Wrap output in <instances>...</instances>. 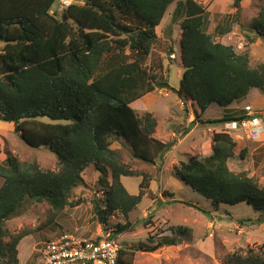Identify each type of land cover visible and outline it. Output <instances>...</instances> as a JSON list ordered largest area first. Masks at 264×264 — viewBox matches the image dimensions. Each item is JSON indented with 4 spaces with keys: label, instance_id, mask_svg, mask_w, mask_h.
Masks as SVG:
<instances>
[{
    "label": "trees",
    "instance_id": "16d2710c",
    "mask_svg": "<svg viewBox=\"0 0 264 264\" xmlns=\"http://www.w3.org/2000/svg\"><path fill=\"white\" fill-rule=\"evenodd\" d=\"M56 1L0 0V121L12 124L30 148L51 153L57 167L44 170L34 161L10 155L0 165V264H18L17 246L32 234L26 229L11 234L6 221L26 200L46 202L55 212L78 207L82 200L75 189L90 166L101 174L102 198H93L91 209L103 233L116 238L132 231L129 213L143 198L155 200L151 178L132 170L111 145L122 144L134 159L149 165L173 147L153 138L155 119L149 113L139 118L131 108L134 102L169 90L195 117L191 125L218 126L241 120L244 111L202 120L211 104L226 111L253 89L264 94V65L253 67L248 53L215 41L213 33H207L205 7L193 0L178 2L172 13V24L182 21L183 72L177 89L164 78L161 59L147 63L159 43L155 28L176 0H82L65 7L59 18L51 12ZM251 30L264 37V2L251 20ZM173 53L169 46L165 54ZM211 142L209 156L179 162L173 177L204 196L214 210L221 204L245 203L263 215L258 220L263 223L264 186L227 166L237 143L224 132L213 133ZM247 150V144L242 146L239 158L244 160ZM122 177L140 178L137 195L127 193ZM114 213L125 224L111 227ZM189 232L171 227L169 235L155 243L156 238L149 237L147 244L120 248L116 264H132L136 252L178 246L190 238ZM229 262L264 264V245L257 251L234 252Z\"/></svg>",
    "mask_w": 264,
    "mask_h": 264
},
{
    "label": "rangeland",
    "instance_id": "374dc122",
    "mask_svg": "<svg viewBox=\"0 0 264 264\" xmlns=\"http://www.w3.org/2000/svg\"><path fill=\"white\" fill-rule=\"evenodd\" d=\"M176 0L168 8L160 24L155 28L159 43L152 50L147 63L152 59L163 62V76L168 85L177 89L182 77L183 67L180 63L179 40L180 23L172 24V13L178 2ZM205 7L207 12V33L214 36L215 41L230 45L236 53H248L251 66L264 65V37L251 30L254 18L264 0H193ZM82 3V0H57L51 12L59 18L62 10L71 3ZM230 28L227 35L219 36L215 32ZM253 40H252V39ZM254 43V44H252ZM169 46L174 53L165 54ZM1 47V45H0ZM245 105H250L257 113L264 114V94L256 89L247 96L236 101L228 110L211 104L201 115L202 120H216L224 114L239 113ZM233 107V108H232ZM136 115L141 118L149 113L156 121L153 138L173 145L164 156L158 157L155 165H149L134 159L131 152L117 142L111 149L121 154L122 161L132 170L142 171L151 178L150 192L157 199L154 204L148 197L142 199L128 215V222L133 229L116 237L120 248H134L139 243L147 244L149 237L156 238L169 235L171 227H186L190 238L184 239L178 246H162L151 253L136 252L132 264H230L234 252L244 254L247 250L257 251L264 245L263 217L245 203L237 205L221 204L213 209L210 202L189 186L180 183L173 175V166L190 158H203L212 152V134L223 132L221 125L210 126L190 123L195 117L185 112L183 103L169 90H158L146 95L131 104ZM235 155L227 162V166L235 174L244 173L258 186H264V132L256 141L238 140ZM247 144L246 158H239V150ZM7 155L14 156L21 162L34 161L41 169L56 170L55 157L45 149H32L23 143L14 132L12 124L0 121V165ZM101 174L92 166L83 173V183L75 189L77 198L82 200L76 208L65 207L55 212L46 202L26 200L19 213L9 218L5 226L11 234L22 229L31 230L32 234L24 238L17 246V258L20 264H36L39 261L38 250L41 243L62 233L74 234L84 239L100 238L103 231L95 219L91 200L102 198L100 183ZM140 178L122 177L121 183L130 195H137ZM2 179H0V185ZM51 219L53 221H51ZM109 224H125V219L114 213ZM98 226L102 234H97ZM106 234V232H104ZM171 236V235H170ZM181 238V237H180ZM177 240V238H176ZM178 241V240H177Z\"/></svg>",
    "mask_w": 264,
    "mask_h": 264
},
{
    "label": "built area",
    "instance_id": "2783aa9c",
    "mask_svg": "<svg viewBox=\"0 0 264 264\" xmlns=\"http://www.w3.org/2000/svg\"><path fill=\"white\" fill-rule=\"evenodd\" d=\"M244 117L221 125L223 132L235 139L256 141L264 132V114L252 106L243 107ZM36 264H116L120 247L108 234L100 239H84L74 234L62 233L41 243Z\"/></svg>",
    "mask_w": 264,
    "mask_h": 264
},
{
    "label": "crops",
    "instance_id": "0c3cea01",
    "mask_svg": "<svg viewBox=\"0 0 264 264\" xmlns=\"http://www.w3.org/2000/svg\"><path fill=\"white\" fill-rule=\"evenodd\" d=\"M230 31H231V30H230ZM227 34H228V33H227ZM227 34H226V35H227ZM251 39H252V38H251ZM252 40H253V39H252ZM221 44H222V43H221ZM252 44H254V43H252ZM223 45H224V44H223ZM233 104H234V103H233ZM231 106H232V105H231ZM231 106H230V107H231ZM245 106H246V105H245ZM230 107H229V108H230ZM232 108H233V107H232ZM239 110L242 111L241 109H239ZM156 200H157V199H155V200H153V201L151 200V204H150V205L154 204V201H156ZM98 233H99V234H100V233L102 234V232H101L99 226H98L97 234H96V235H98ZM88 239H92V238H88ZM18 264H20V260H19V263H18Z\"/></svg>",
    "mask_w": 264,
    "mask_h": 264
},
{
    "label": "clouds",
    "instance_id": "9594fccd",
    "mask_svg": "<svg viewBox=\"0 0 264 264\" xmlns=\"http://www.w3.org/2000/svg\"><path fill=\"white\" fill-rule=\"evenodd\" d=\"M103 235H105V234L103 233ZM103 235H102V236H103ZM102 236H101V237H102ZM101 237H100V238H101ZM100 238H96V239H100ZM114 239H116V238H114Z\"/></svg>",
    "mask_w": 264,
    "mask_h": 264
}]
</instances>
